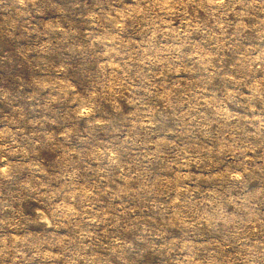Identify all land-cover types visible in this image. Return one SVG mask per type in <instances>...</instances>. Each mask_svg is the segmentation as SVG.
Wrapping results in <instances>:
<instances>
[{"label":"rangeland","instance_id":"obj_1","mask_svg":"<svg viewBox=\"0 0 264 264\" xmlns=\"http://www.w3.org/2000/svg\"><path fill=\"white\" fill-rule=\"evenodd\" d=\"M0 264H264V0H0Z\"/></svg>","mask_w":264,"mask_h":264}]
</instances>
